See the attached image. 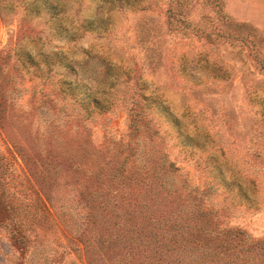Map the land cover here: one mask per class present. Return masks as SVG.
I'll list each match as a JSON object with an SVG mask.
<instances>
[{
    "label": "rangeland",
    "instance_id": "374dc122",
    "mask_svg": "<svg viewBox=\"0 0 264 264\" xmlns=\"http://www.w3.org/2000/svg\"><path fill=\"white\" fill-rule=\"evenodd\" d=\"M55 6V0H0V48L19 23L39 33L22 36L18 48L27 72L12 97L21 110L36 101L32 85L45 87L53 102L84 119L99 144L104 134H126L135 94L183 176L196 186L212 181L217 202L232 208L231 223L264 236V0H59L54 15ZM69 62L83 79L63 75ZM55 81L67 95L55 96ZM57 115H30L21 129L27 141L36 128L48 131L46 119L62 120ZM0 152L9 164L2 170L7 193L35 211L38 181L10 156L1 134ZM64 220L73 223L66 213ZM8 238L0 228V264H17L19 252ZM23 262L87 259L81 245L68 243L54 227Z\"/></svg>",
    "mask_w": 264,
    "mask_h": 264
},
{
    "label": "trees",
    "instance_id": "16d2710c",
    "mask_svg": "<svg viewBox=\"0 0 264 264\" xmlns=\"http://www.w3.org/2000/svg\"><path fill=\"white\" fill-rule=\"evenodd\" d=\"M34 31L19 23L0 48V134L10 156L20 159L40 187L35 211L18 204L6 191L2 170L9 164L0 152V228L19 252L17 264H24L29 247L54 227L65 241L82 246L87 264H264V236L231 223L232 208L217 202L212 181L196 186L183 176L164 147L166 136L135 94L127 107L126 134H104L99 144L84 119L53 102L45 87L32 85L36 101L21 110L12 97L27 72L18 48L22 36L39 35ZM75 64H66L63 75L78 76L77 81L83 76ZM58 83L55 96L67 95ZM51 110L62 120L46 119L48 131L36 128L27 141L21 129L30 115Z\"/></svg>",
    "mask_w": 264,
    "mask_h": 264
}]
</instances>
